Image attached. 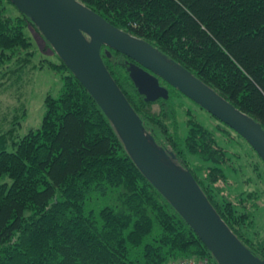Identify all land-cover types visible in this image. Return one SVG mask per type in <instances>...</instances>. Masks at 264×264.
I'll use <instances>...</instances> for the list:
<instances>
[{"label": "trees", "instance_id": "obj_1", "mask_svg": "<svg viewBox=\"0 0 264 264\" xmlns=\"http://www.w3.org/2000/svg\"><path fill=\"white\" fill-rule=\"evenodd\" d=\"M82 1L152 42L264 128V0ZM8 4L18 11L7 12ZM29 24L57 54L59 62L49 65L60 71L63 86L58 95H46L41 125L15 140L14 122L0 130V177H7L0 182V264H169L186 257L220 264L137 165L114 123L34 19L13 0H0L2 61L6 50L34 52L25 31ZM102 55L145 131L169 154L168 162L191 170L229 227L264 259V243L247 234L254 214L249 196L255 192L234 199L219 184L228 178L230 155L221 136L226 129L229 138L245 141L264 167L255 149L221 119L225 127L215 129L190 115L179 98L196 101L169 83L167 98L147 101L129 74L133 58L107 44ZM29 58L23 56L21 65ZM180 108L189 116L186 128L177 120Z\"/></svg>", "mask_w": 264, "mask_h": 264}, {"label": "water", "instance_id": "obj_2", "mask_svg": "<svg viewBox=\"0 0 264 264\" xmlns=\"http://www.w3.org/2000/svg\"><path fill=\"white\" fill-rule=\"evenodd\" d=\"M13 1L34 19L114 123L137 165L196 230L219 263L264 264L222 218L191 170L168 162L169 154L145 131L143 119L104 62L103 46L137 61L129 66V74L147 101L169 96V88L160 79L166 80L239 132L264 161L262 123L186 66L166 57L152 42L120 28L82 0Z\"/></svg>", "mask_w": 264, "mask_h": 264}, {"label": "rangeland", "instance_id": "obj_3", "mask_svg": "<svg viewBox=\"0 0 264 264\" xmlns=\"http://www.w3.org/2000/svg\"><path fill=\"white\" fill-rule=\"evenodd\" d=\"M17 11L13 4H8L7 12L14 14ZM25 31L34 43L31 46V49H35L34 52L28 54L25 49L6 50L4 61L0 57V70L5 71L0 73V130H6L14 122L13 134L11 131L14 140L30 128L41 125L46 109V95H58L63 86L60 71L53 64L49 65L50 61L59 62L53 48L46 45L44 36L34 25L29 24ZM23 56L30 57V61L21 65ZM179 101L191 109L190 115L195 113L207 126L219 129L222 124L225 127L215 115L197 102L185 97H180ZM159 108V103L155 102L154 111ZM176 116L180 125L186 128L188 113L180 108ZM216 135L220 137L219 132ZM221 136L226 137L224 144L228 147L230 157L226 162L228 165H225L228 178L219 184L225 186L224 191L234 199L255 192L254 196H249L254 214L252 227L248 228L247 234L256 244L264 243V167L257 165L258 157L245 141L231 136L229 138L227 129ZM6 178L0 177V182ZM178 259L171 260L169 264H177Z\"/></svg>", "mask_w": 264, "mask_h": 264}, {"label": "built area", "instance_id": "obj_4", "mask_svg": "<svg viewBox=\"0 0 264 264\" xmlns=\"http://www.w3.org/2000/svg\"><path fill=\"white\" fill-rule=\"evenodd\" d=\"M177 264H210V260L208 257H186L178 259Z\"/></svg>", "mask_w": 264, "mask_h": 264}, {"label": "flooded vegetation", "instance_id": "obj_5", "mask_svg": "<svg viewBox=\"0 0 264 264\" xmlns=\"http://www.w3.org/2000/svg\"><path fill=\"white\" fill-rule=\"evenodd\" d=\"M133 61H134V62H137V61L134 60V59H133ZM133 61H132V62H133ZM160 80H161V83H162V84H164V85H166V86L168 87V85H167L168 82H166V80H164V79H162V78H161Z\"/></svg>", "mask_w": 264, "mask_h": 264}]
</instances>
